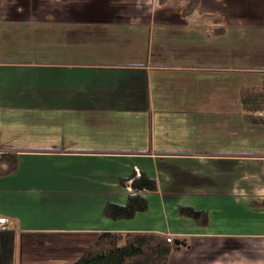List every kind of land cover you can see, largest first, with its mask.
Here are the masks:
<instances>
[{
	"label": "crops",
	"instance_id": "crops-1",
	"mask_svg": "<svg viewBox=\"0 0 264 264\" xmlns=\"http://www.w3.org/2000/svg\"><path fill=\"white\" fill-rule=\"evenodd\" d=\"M263 80L264 0H0L13 264H74L103 233L179 240L169 264H264V125L241 102ZM143 173L148 210L106 218Z\"/></svg>",
	"mask_w": 264,
	"mask_h": 264
},
{
	"label": "trees",
	"instance_id": "trees-1",
	"mask_svg": "<svg viewBox=\"0 0 264 264\" xmlns=\"http://www.w3.org/2000/svg\"><path fill=\"white\" fill-rule=\"evenodd\" d=\"M195 3V2H194ZM193 10V4L186 13ZM241 102L245 109V120L250 124L264 125V80L261 84L246 87L241 92ZM17 159L14 154H2L0 157V177L15 172ZM131 194L127 204H108L104 216L108 219L131 220L138 214L148 210V202L144 193L158 191L156 180L142 174L132 178L129 186ZM256 209H264V203H256ZM179 213L200 225H206L207 218L203 212L191 207H181ZM16 234L13 230L0 233V264H13L15 259ZM172 243L159 234L154 233H103L90 249L74 264H169L173 251Z\"/></svg>",
	"mask_w": 264,
	"mask_h": 264
},
{
	"label": "built area",
	"instance_id": "built-area-1",
	"mask_svg": "<svg viewBox=\"0 0 264 264\" xmlns=\"http://www.w3.org/2000/svg\"><path fill=\"white\" fill-rule=\"evenodd\" d=\"M9 228V221L6 218L0 217V233L9 230Z\"/></svg>",
	"mask_w": 264,
	"mask_h": 264
},
{
	"label": "water",
	"instance_id": "water-1",
	"mask_svg": "<svg viewBox=\"0 0 264 264\" xmlns=\"http://www.w3.org/2000/svg\"><path fill=\"white\" fill-rule=\"evenodd\" d=\"M173 245H174V247H177V248H180V247L185 246V244L182 243V242L179 241V240L174 241V242H173Z\"/></svg>",
	"mask_w": 264,
	"mask_h": 264
},
{
	"label": "rangeland",
	"instance_id": "rangeland-1",
	"mask_svg": "<svg viewBox=\"0 0 264 264\" xmlns=\"http://www.w3.org/2000/svg\"><path fill=\"white\" fill-rule=\"evenodd\" d=\"M257 212H261V213H257L259 216V219L264 220V209L263 210H257Z\"/></svg>",
	"mask_w": 264,
	"mask_h": 264
}]
</instances>
